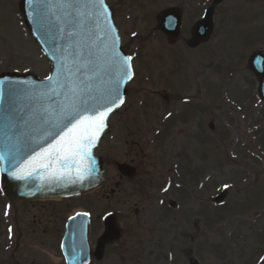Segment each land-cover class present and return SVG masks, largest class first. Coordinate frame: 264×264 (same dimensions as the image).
Here are the masks:
<instances>
[{
  "label": "rangeland",
  "instance_id": "rangeland-1",
  "mask_svg": "<svg viewBox=\"0 0 264 264\" xmlns=\"http://www.w3.org/2000/svg\"><path fill=\"white\" fill-rule=\"evenodd\" d=\"M107 2L122 18L116 22L124 44L132 6L137 25L151 27L171 5L188 6L190 18L212 4ZM19 3L0 0V75L31 73L44 80L50 63ZM214 10L211 40L199 49L178 46L169 53L157 36L140 48L136 70L141 76L149 64L148 81L138 77L128 87V101L96 151L106 167L100 190L69 202L63 215L58 207L62 217L54 218L56 212L43 216L38 204L16 205L15 212L0 180V264H65L54 230L60 233L64 218L83 210L93 219V241L103 231L104 214H113L120 230L94 264H264V101L247 66L251 54L264 53V0H223ZM140 149L145 156L137 179L120 180L114 161L129 163ZM221 192L227 199L216 205Z\"/></svg>",
  "mask_w": 264,
  "mask_h": 264
},
{
  "label": "water",
  "instance_id": "water-1",
  "mask_svg": "<svg viewBox=\"0 0 264 264\" xmlns=\"http://www.w3.org/2000/svg\"><path fill=\"white\" fill-rule=\"evenodd\" d=\"M221 1L214 0V4ZM38 3L39 0H33L30 5L28 0H21L20 11L32 38L51 60L50 76L53 80L39 81L32 74L0 76V155L4 157L0 159V173L6 186V194L12 202L77 197L101 185L104 181L103 162L100 158L93 156V151L108 132L109 118L123 105L127 95V84L131 80L125 79L119 85V97L123 103L117 100L119 106H112L114 110L108 114L105 127L92 148L94 159L83 178L74 168L68 172L67 166H65L64 175H53V170L60 167L56 163H52L48 168L29 165L28 161L43 148L48 147L52 139L51 137L43 138L44 126L40 124L38 118H34L39 110L47 106L46 98H42L41 93L57 88L58 91L67 94V87L59 88L57 79L61 84H78L80 81H88L91 95L98 97L106 95L118 78L117 69L110 66L109 53L106 51L111 44V37L118 36L112 21V12L106 2L108 24L112 26L108 39L104 38L103 24L97 26L91 19L87 22H81L79 18L73 20L57 6L38 9ZM51 3L55 5L56 0H51ZM87 11L90 14L92 12L91 9ZM213 15V9H208L204 19L194 28L191 44L193 47L209 40L213 31ZM162 27L167 35L176 36L179 24L174 32L168 31L164 24ZM70 31L78 33L74 38L75 42L67 35ZM116 52L121 57L126 56L119 39L116 43ZM77 53H83V55ZM249 66L259 81L258 93L264 100V55L254 54ZM89 77H91L90 80ZM60 98L62 99L63 96ZM119 170L128 177H132V171L125 172L128 170L126 166H119ZM19 176L24 178L20 179ZM223 199L224 195H221L215 201L220 203ZM105 223L107 232L101 239L95 254L98 260L103 256L104 245L118 238L113 217H107ZM86 234L87 223L81 222L78 227L75 224L71 226L69 235L64 241V253L68 264L89 262L90 253Z\"/></svg>",
  "mask_w": 264,
  "mask_h": 264
},
{
  "label": "snow or ice",
  "instance_id": "snow-or-ice-1",
  "mask_svg": "<svg viewBox=\"0 0 264 264\" xmlns=\"http://www.w3.org/2000/svg\"><path fill=\"white\" fill-rule=\"evenodd\" d=\"M28 3L31 5L33 0H28ZM52 6L63 9L73 20L79 18L81 22H87L91 19L97 26L103 24L105 26L104 38H109L112 26L108 24V13L104 0H56L55 5H52L51 0H39L37 8ZM89 9L92 10L91 14L87 11ZM84 27L87 30L86 23ZM67 35L74 41L78 33L70 31ZM118 39V36H112L111 44L106 49L109 53L110 66L115 67L118 74V78L106 95L93 97L88 81H80L78 84H61L59 79H57V85L61 89L67 87V94L58 91L57 88H51L50 91L40 94L42 98H46L47 106L39 110L34 118H38L40 124L44 126L43 138L51 137L52 139L48 147L43 148L28 161L29 165L48 168L52 163H56L60 167L53 170V175L59 176L65 174V166L68 172L74 168L81 178L88 173L94 159L92 148L105 127L108 114L114 110L112 106H119L117 100L123 103L119 97V85L123 80L132 77L130 71L132 57H121L116 52ZM77 54L83 55V53ZM48 80L52 81L53 77L49 76ZM61 96H63L62 99ZM3 158L0 155V159ZM18 178L23 179L24 177L19 176Z\"/></svg>",
  "mask_w": 264,
  "mask_h": 264
},
{
  "label": "flooded vegetation",
  "instance_id": "flooded-vegetation-1",
  "mask_svg": "<svg viewBox=\"0 0 264 264\" xmlns=\"http://www.w3.org/2000/svg\"><path fill=\"white\" fill-rule=\"evenodd\" d=\"M183 1V0H182ZM186 8H189L186 5H181V6H176V5H171L169 7H166L164 10L158 12L155 17H154V26L151 27H143V26H139L137 25V22L139 20V14H133V6H132V11L130 16L125 19V21H128L131 23V34H130V41L128 44H123V47L125 49V51L128 53V55L130 57H132V65H134L135 67V71L138 65V61L137 59L140 57V55L142 54V49L140 48H147L148 42L150 41V39L152 40L153 38H155V36H157L159 38V40L162 42V44L164 46H166V48H168L169 53L171 52H176V48L179 46L180 47H186L188 49V51H195L198 48H200V46L198 47H191V38H192V29H193V24H195L202 16L201 12H199V14H197L195 11L192 12V16L189 18V15L187 14ZM175 9L176 12L175 14H179L180 18H181V32L179 34V36L176 38H172V41L169 40L168 37H166L159 29V19L161 14H163L164 12L168 11V10H173ZM197 10V9H196ZM116 19H121V17L118 18V16L115 15ZM189 18L188 22L187 19ZM141 25H143V23H141ZM142 27V28H141ZM148 29V31L146 30ZM150 29V30H149ZM143 49V50H144ZM141 50V51H140ZM149 65V64H148ZM148 65H144V69L142 72H140L142 75V78L148 79V70L147 67ZM142 67V66H141ZM141 69V68H140ZM144 152L140 149L139 153H136V157L133 158L129 163L133 164V168H135V170H133V181H135L137 179V175H138V171L139 169L143 168V165L141 164V160L144 159ZM135 176V177H134ZM121 180V178H120ZM69 201H60V202H38V203H33L32 206L36 207L38 204L39 208H41V210H44L43 212V216H45L46 214H53V213H57L56 209L58 207L60 212L63 210V207L68 208ZM21 206H25V205H20ZM48 207H51L52 210H50ZM61 214L63 215V212H61ZM61 214L57 213L56 215H54V218H61ZM64 218V217H63ZM60 224V223H58ZM55 227V226H54ZM40 228V225H39ZM65 228V218L63 220L62 223V227L60 230V233L58 232V227L55 228L54 230V237L56 238H60L61 234L63 233V230ZM47 228H45L46 230ZM53 235V234H52Z\"/></svg>",
  "mask_w": 264,
  "mask_h": 264
}]
</instances>
